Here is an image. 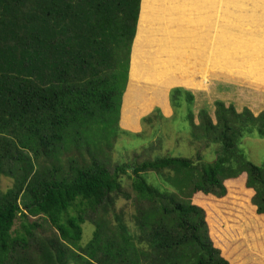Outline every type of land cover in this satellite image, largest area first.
Listing matches in <instances>:
<instances>
[{
    "label": "trees",
    "instance_id": "16d2710c",
    "mask_svg": "<svg viewBox=\"0 0 264 264\" xmlns=\"http://www.w3.org/2000/svg\"><path fill=\"white\" fill-rule=\"evenodd\" d=\"M141 6L142 0H0V178L12 181L0 187V264H249L236 258L243 223L222 215L229 201L222 179L247 174L250 189L242 183L237 192L254 190L256 213L247 198L241 212L257 230L264 166L236 148L252 131L264 139V111L238 113L217 101L214 123L201 110L195 137L221 147L212 161L198 156V165L165 155L111 170L98 155L120 131ZM92 145L98 154L85 162ZM64 154L68 170L60 166ZM124 177L135 193L130 225L116 211L118 199L132 198ZM112 212L116 223L108 225L104 217ZM88 221L93 236L81 245ZM44 223L52 234L40 231ZM256 260L251 264H264Z\"/></svg>",
    "mask_w": 264,
    "mask_h": 264
},
{
    "label": "rangeland",
    "instance_id": "374dc122",
    "mask_svg": "<svg viewBox=\"0 0 264 264\" xmlns=\"http://www.w3.org/2000/svg\"><path fill=\"white\" fill-rule=\"evenodd\" d=\"M220 1L217 0V7ZM205 2L142 0L130 77L121 102L120 131L109 142H104L103 148L99 147V154L94 145L91 146L92 153L83 151L85 162L90 161V155H102L109 160L113 170L118 165L134 166L156 156L169 155L191 158L198 165L202 160L212 161L221 147V143L195 137L192 125L200 123L201 110H207L214 123L217 101L225 102L227 106L233 104L238 113L244 108H249L255 116L264 111V98L260 97L264 89V26L260 24L254 29L255 22L249 20L259 11L264 12V0H228L230 20L226 29L222 24L217 27V23L215 26L204 24L207 18ZM216 17L217 14L214 15L215 22ZM254 37L257 45L251 41ZM188 91L194 95L193 102L188 101ZM237 142L239 156L243 152L250 161L264 166V139L252 131ZM72 154L80 159L77 152ZM198 156L202 160H197ZM67 157L64 154L60 162L65 170H68ZM45 162L58 165L49 160ZM239 173L238 177L222 179L229 201L221 208L223 218L229 224L242 227L245 219H251L241 212H246V198L254 213L257 207L252 202L251 192L238 194L237 188L242 183L244 187L247 181V174ZM144 176L148 179L147 174ZM124 179L125 189L132 198L118 199L116 211L130 225V218L135 213V193L131 180ZM11 184L10 179L0 178L1 189H7ZM245 187L250 189L246 184ZM169 188L177 191L175 186ZM21 207H24L23 202ZM104 218L108 225L116 223L113 212ZM259 219L261 223L257 230L260 231L250 233V240L237 252L238 260L243 263L264 256V220ZM19 226L20 220H17L15 228ZM82 227L81 245H85L91 240L95 227L89 221ZM40 231L50 235L54 230L49 223H44ZM242 231L247 235L244 227Z\"/></svg>",
    "mask_w": 264,
    "mask_h": 264
},
{
    "label": "crops",
    "instance_id": "0c3cea01",
    "mask_svg": "<svg viewBox=\"0 0 264 264\" xmlns=\"http://www.w3.org/2000/svg\"><path fill=\"white\" fill-rule=\"evenodd\" d=\"M205 1H206L205 3H206L207 18L204 21V24H206L208 26L213 24V26H215V24L217 23L216 27H217V25L222 24V26L226 29V25L229 24V20H230L228 0H221L219 3V7H217V0H205ZM143 11H144V9H143ZM226 13L228 14V17L226 16ZM205 14H206V12H205ZM215 14H217L216 22L214 21V15ZM249 20L251 22H255V25L253 26L254 29H256L257 25H260V24L264 26V12L259 11V14L253 15L252 17H250ZM255 39H256V37L251 39V41L253 44L257 45V42ZM244 187H245V183H244ZM250 192H254V190L251 189ZM255 225H256V223L254 220L245 219L243 221V227H244V230L246 231L247 235L246 236L243 235V241L239 243L240 246L238 245L239 249L242 246H244V244L246 242H248V240H250V238H251L250 233L260 231V230H256V228L254 227ZM262 238H264V234L262 235ZM239 249H238V251H239ZM262 249H263V254H264V241L262 243ZM236 258L238 260L237 253H236ZM260 259L263 260L264 256L261 257ZM238 261L241 262L240 260H238ZM255 262H257V260L253 261V263H255ZM241 263H243V262H241ZM245 263L251 264L252 262H245Z\"/></svg>",
    "mask_w": 264,
    "mask_h": 264
}]
</instances>
